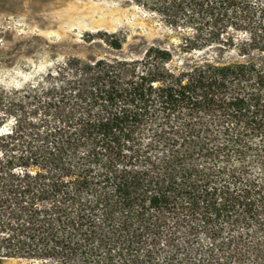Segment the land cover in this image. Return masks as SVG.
Returning a JSON list of instances; mask_svg holds the SVG:
<instances>
[{"label":"trees","instance_id":"1","mask_svg":"<svg viewBox=\"0 0 264 264\" xmlns=\"http://www.w3.org/2000/svg\"><path fill=\"white\" fill-rule=\"evenodd\" d=\"M126 1L191 31L178 60L150 45L0 84V259L264 264V0Z\"/></svg>","mask_w":264,"mask_h":264},{"label":"rangeland","instance_id":"2","mask_svg":"<svg viewBox=\"0 0 264 264\" xmlns=\"http://www.w3.org/2000/svg\"><path fill=\"white\" fill-rule=\"evenodd\" d=\"M191 31L172 29L159 16L126 0H0V84L18 87L41 74L55 59L140 56L150 45L173 50ZM123 38L113 50L100 36ZM235 58L233 51L209 48L197 54ZM182 57V56H181ZM264 62L263 55L253 54ZM0 264H34L4 258Z\"/></svg>","mask_w":264,"mask_h":264}]
</instances>
